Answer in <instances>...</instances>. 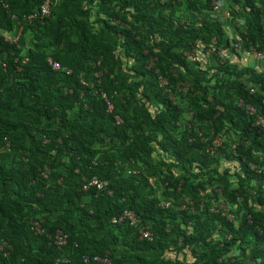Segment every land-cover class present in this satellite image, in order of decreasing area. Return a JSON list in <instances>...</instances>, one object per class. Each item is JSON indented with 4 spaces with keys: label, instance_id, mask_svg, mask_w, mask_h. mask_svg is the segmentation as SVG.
<instances>
[{
    "label": "trees",
    "instance_id": "1",
    "mask_svg": "<svg viewBox=\"0 0 264 264\" xmlns=\"http://www.w3.org/2000/svg\"><path fill=\"white\" fill-rule=\"evenodd\" d=\"M41 1L0 0V237L11 246L0 264H103L82 255L105 253L112 264H264V127L246 111L264 119V68L217 54L233 51L236 33L245 49L264 50V0H233L243 32L212 17V0H52L42 22L26 19ZM106 138L112 147H97ZM153 173L163 199L185 208L149 195ZM93 176L112 194L84 190ZM222 199L232 219L211 210ZM124 209L150 225L151 240L111 221ZM37 217L46 233L67 234L62 249L30 229ZM170 248L191 261L165 256Z\"/></svg>",
    "mask_w": 264,
    "mask_h": 264
},
{
    "label": "built area",
    "instance_id": "2",
    "mask_svg": "<svg viewBox=\"0 0 264 264\" xmlns=\"http://www.w3.org/2000/svg\"><path fill=\"white\" fill-rule=\"evenodd\" d=\"M228 6H223L221 4V0H212L211 2V14L214 19L217 20H222V19H231L232 23L234 24L235 28H240V30L243 32L244 29L242 28L243 25V19L238 18L237 16H233V10L234 6L232 4L233 0H227ZM51 7H52V0H42L39 9L36 13L30 14L26 16V19L31 21L33 18H38L40 22L44 20V18L48 17L51 13ZM20 30L18 31V34L20 33ZM226 30L228 33L233 34V29L230 26L226 25ZM234 41L231 42V46L233 49V52H242L245 51L254 58L257 59L261 63V66H264V50L257 51L255 50L252 46H249L247 49L244 48V40L241 38L240 33L234 34ZM14 38V40H16ZM215 42V40H213ZM196 47L194 51L200 50L201 47H203L202 43L200 40L196 41ZM207 51L210 53L212 51L211 48H208ZM185 54H188L185 52ZM218 56H220L221 60H226V50H221L217 52ZM23 62L27 61L26 57H23ZM47 61L50 64L51 68L53 70L57 71H62L65 72L66 74L71 73V69L66 66H62L58 61L54 60L51 56L47 57ZM100 75V72H96L95 76L98 77ZM98 82L100 79L97 80ZM160 85H165L166 80L164 78L159 79ZM165 91H170L168 88H165ZM251 92L255 91L254 87L250 88ZM97 92V91H96ZM99 95L102 99L107 104V110L111 111L112 110V103L108 100L106 93L104 91L99 90ZM170 98H172V94L170 95ZM264 101V99H263ZM239 103H241V100H239ZM246 111L253 116V124L259 127H264V119L262 116H260L257 112L256 109L250 105H246ZM190 115H187L192 119V114L189 113ZM115 123L116 124H122L123 120L119 115H115ZM188 120V119H187ZM189 121V120H188ZM179 125H183L182 122L179 121ZM190 123H187V125ZM184 124V128H185ZM200 135V132L198 133ZM191 140V138H190ZM221 136L216 135L213 137L211 144L207 147V150L210 151L211 153L214 152L215 148L221 144ZM8 142H6L5 147L8 149ZM252 169H256L255 165L253 163L249 164ZM131 172L135 173L136 169H130ZM256 171H261L260 169H256ZM264 172V171H263ZM44 176H46L45 173H43ZM109 183L107 180L100 179L98 177L93 176L88 182H85L82 185V188L84 190L88 189L89 186H95L97 190H105L106 194L111 195L112 194V189L109 188ZM203 194V193H202ZM187 202V201H185ZM211 203V210L212 211H220L222 214L226 215L229 219L233 218L232 214V207L226 200H220L219 202H216L214 200L210 201ZM159 205L162 207H169L172 206V202L170 199H163L159 201ZM244 217V216H243ZM41 218H34L30 220V229L35 233V234H44L47 236L49 239V242L54 245L57 249H62L68 242V236L66 233H64L62 230L57 229L53 234L46 233L44 229L41 226ZM112 222H127L130 226L136 229L137 235L140 239H146V240H151L152 239V231L150 229V225L142 224L140 216L132 209H124L119 215L114 216L111 219ZM11 249V246L8 244V242L0 237V253H2L4 256L9 255V250ZM82 258L85 262H89L90 260L92 261H97L101 262L103 264H112L110 257L108 256V253H105L104 255H88L84 254L82 255ZM69 259L66 256H62L57 258L56 262H67Z\"/></svg>",
    "mask_w": 264,
    "mask_h": 264
},
{
    "label": "rangeland",
    "instance_id": "3",
    "mask_svg": "<svg viewBox=\"0 0 264 264\" xmlns=\"http://www.w3.org/2000/svg\"><path fill=\"white\" fill-rule=\"evenodd\" d=\"M52 52V49L51 50H49V49H47V52H49V53H51ZM130 63V62H129ZM172 99L173 100H175V102H177V103H179L180 102V104L183 106V107H186L187 106V104L184 102V100H182V98H180V95H172ZM187 115H190L189 114V112H188V114ZM190 120V117L189 116H186L185 117V119H184V121H183V126H184V124H187L189 121L188 120ZM221 139H224V137L223 136H221ZM223 141V140H222ZM221 141V142H222ZM143 143V142H142ZM144 144V143H143ZM97 147H99V148H101L102 150H108L110 147H112V145H111V143H109V141H108V138H106V140H104L103 141V144H100V145H97ZM151 163L152 164H154V162H156L157 161V159L159 158V156H158V151L157 150H153L151 153ZM18 157H20V155H18L17 156V158ZM223 167L225 166V167H229V166H231V163H229V162H224V164L222 165ZM221 166V168H223ZM137 169V168H136ZM174 170H176V168L174 169ZM150 178H149V182H150V184H151V186L150 187H148V188H150V189H147V191L149 190L150 192H149V195H154V194H156L157 196H158V199L159 200H163V195H162V190H161V185H160V180L156 177V174H149L148 175ZM140 190V189H139ZM140 192H142V190H140ZM170 198H172L171 196H170ZM169 198V199H170ZM171 201H172V205L173 206H178V205H180V208H185L187 205H186V202H182L183 200H178V201H180V202H182V203H178V202H174V201H177V200H173V199H170ZM243 212V211H242ZM245 214H244V212L241 214V218L244 216ZM219 235H217V233L216 234H214V236H213V238H215V239H218L219 237H218ZM238 253V251L236 250V248H233L230 252H229V254L230 255H234V254H237ZM183 254H185V258L187 259L188 258V261H191V259H192V255H191V253H190V250H187V249H184L183 251H180V250H178V249H173V248H170V250L169 251H167V252H165V256H167V257H172V258H174V257H176V256H179L180 257V259L182 258V256H183Z\"/></svg>",
    "mask_w": 264,
    "mask_h": 264
},
{
    "label": "crops",
    "instance_id": "4",
    "mask_svg": "<svg viewBox=\"0 0 264 264\" xmlns=\"http://www.w3.org/2000/svg\"><path fill=\"white\" fill-rule=\"evenodd\" d=\"M221 4L223 6L229 5L227 0H221ZM225 50H226V56H225L226 58L225 59L229 60L232 63L238 62V63H242V64H248V65L256 66L258 68L259 67L264 68V66H261V63L259 61H257L256 58H254L253 56H251L250 54H248L245 51L234 53L231 50H228V49H225ZM237 54H239V56Z\"/></svg>",
    "mask_w": 264,
    "mask_h": 264
}]
</instances>
